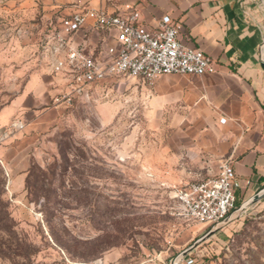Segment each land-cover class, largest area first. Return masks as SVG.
Returning a JSON list of instances; mask_svg holds the SVG:
<instances>
[{
  "label": "rangeland",
  "instance_id": "rangeland-1",
  "mask_svg": "<svg viewBox=\"0 0 264 264\" xmlns=\"http://www.w3.org/2000/svg\"><path fill=\"white\" fill-rule=\"evenodd\" d=\"M82 3L0 0V110L33 74L55 78L57 91L38 127L10 125L14 135L0 143V264H172L192 247L178 264H264V197L196 245L209 228L189 222L175 199L216 175L230 128L209 102L151 99L199 95L203 79L106 82L55 102L63 81L49 73L46 35L63 9Z\"/></svg>",
  "mask_w": 264,
  "mask_h": 264
},
{
  "label": "crops",
  "instance_id": "crops-1",
  "mask_svg": "<svg viewBox=\"0 0 264 264\" xmlns=\"http://www.w3.org/2000/svg\"><path fill=\"white\" fill-rule=\"evenodd\" d=\"M112 1V6L136 9L145 25L155 26L168 15L180 25L183 44L200 49L218 63L217 74L199 78L207 84L203 93L188 97L160 92L152 97L151 104L165 107L179 101H197L201 109L209 102L222 110L224 125L230 128L226 138L228 159L239 179L250 182L239 195L259 188L264 183H258L264 179V25L256 0ZM82 2L92 7L104 6L102 0ZM55 83L50 75L30 77L20 93L0 110V143L17 131L8 130L12 122L22 123V130H33L44 112L55 109L51 102L57 92Z\"/></svg>",
  "mask_w": 264,
  "mask_h": 264
},
{
  "label": "built area",
  "instance_id": "built-area-1",
  "mask_svg": "<svg viewBox=\"0 0 264 264\" xmlns=\"http://www.w3.org/2000/svg\"><path fill=\"white\" fill-rule=\"evenodd\" d=\"M102 1L100 7L82 3L63 9L47 32L44 50L49 72L63 81L56 103L81 99L91 87L106 82L153 83L166 76L200 78L218 73L214 59L183 44L180 25L168 15L149 26L133 7ZM11 128L22 130L23 126L13 122ZM249 186L226 159L215 176L187 184L174 194L189 222L211 229L237 210V196Z\"/></svg>",
  "mask_w": 264,
  "mask_h": 264
},
{
  "label": "water",
  "instance_id": "water-1",
  "mask_svg": "<svg viewBox=\"0 0 264 264\" xmlns=\"http://www.w3.org/2000/svg\"><path fill=\"white\" fill-rule=\"evenodd\" d=\"M262 68L264 70V64H262ZM264 197V188L259 191L258 193L254 194L253 196H251L250 199H248L247 201L243 202L240 207L234 212L232 213L231 215H229L226 219H224L219 225L209 229L196 243L198 244L199 242L203 241V240H206L208 239L210 236H212L216 231H218L219 229H221L222 227H224L226 224H228L232 219H234L238 214L244 212L249 205L261 200L262 198ZM193 248V247H192ZM192 248H189L188 250L182 252L175 260L177 261L176 264H178L181 259L188 253L190 252V250ZM178 258H180V260H178ZM173 262V263H174Z\"/></svg>",
  "mask_w": 264,
  "mask_h": 264
},
{
  "label": "trees",
  "instance_id": "trees-1",
  "mask_svg": "<svg viewBox=\"0 0 264 264\" xmlns=\"http://www.w3.org/2000/svg\"><path fill=\"white\" fill-rule=\"evenodd\" d=\"M262 182H264V179H259L258 183L260 184V183H262ZM244 197H245L244 194H242L241 196H240V195L237 196L236 206L239 204V199H240V198H244Z\"/></svg>",
  "mask_w": 264,
  "mask_h": 264
},
{
  "label": "bare ground",
  "instance_id": "bare-ground-1",
  "mask_svg": "<svg viewBox=\"0 0 264 264\" xmlns=\"http://www.w3.org/2000/svg\"><path fill=\"white\" fill-rule=\"evenodd\" d=\"M262 2H263V4H264V0H261ZM178 260H180V258H178ZM177 263V261H175L174 263H172V264H176Z\"/></svg>",
  "mask_w": 264,
  "mask_h": 264
}]
</instances>
